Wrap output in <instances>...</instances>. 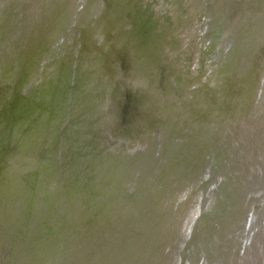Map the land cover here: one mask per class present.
Returning <instances> with one entry per match:
<instances>
[{
  "label": "bare ground",
  "instance_id": "1",
  "mask_svg": "<svg viewBox=\"0 0 264 264\" xmlns=\"http://www.w3.org/2000/svg\"><path fill=\"white\" fill-rule=\"evenodd\" d=\"M262 156L264 0H0V264H264Z\"/></svg>",
  "mask_w": 264,
  "mask_h": 264
},
{
  "label": "rangeland",
  "instance_id": "2",
  "mask_svg": "<svg viewBox=\"0 0 264 264\" xmlns=\"http://www.w3.org/2000/svg\"><path fill=\"white\" fill-rule=\"evenodd\" d=\"M151 3H155L154 1H151ZM18 30L16 31L15 30V32H13V34L12 35H10V37H14V39H12V40H9L8 42L9 43H12V42H14V41H19L20 39H18V38H20V37H18ZM15 35H17V36H15ZM19 43H20V41H19ZM26 45V44H25ZM25 45H21V51H22V49H24V47H25ZM179 51V50H178ZM182 51V50H181ZM181 51H179L180 53H181ZM184 51V50H183ZM10 53H11V51H10ZM185 53H187L186 51H184V55H185ZM186 56V61H188L189 60V54L188 55H185ZM185 58V57H184ZM190 61V60H189ZM4 62H5V60H4ZM6 63V62H5ZM192 67H190V69H191ZM158 126V125H157ZM154 127H155V129L153 128V131L151 132V134H150V138L148 139V142H149V144H150V146H154V149H156V151H155V158L153 157L151 160H149V163H147V165H148V167H151V168H153V174H154V176H155V174H158V176H159V169H160V166L159 165H162V162L163 161H169V159H170V156H169V154H162L161 155V153H159V148H157L158 146H157V144L159 143V141L162 139V137H158V134H161L162 136H163V129L161 128V127H156V125H154ZM162 141V140H161ZM147 142V143H148ZM146 142L145 141H143L142 143H140L139 144V142L138 143H136V147H142V145L143 144H145ZM152 146V147H153ZM148 159H150V157L148 158ZM153 159H155V161L153 160ZM140 166H141V164H139ZM135 167H137V166H135ZM156 167H157V169H156ZM137 169H139V167L137 168ZM25 170V169H24ZM132 171V170H131ZM135 172V170H133V173ZM170 172V171H169ZM25 173H26V171H25ZM167 185L168 184H170V182H171V184L170 185H172V187L174 186V185H177V181L178 180H176L175 181V183H174V185H173V180H174V178H175V176H174V178H173V175H172V173L170 172V173H168V171H167ZM171 174V175H170ZM204 175H206L205 173L203 174V178H204ZM154 176H152V179H153V181L156 183L157 181H155V177ZM163 178V177H162ZM153 182V183H154ZM186 181H179V184H181L180 186H179V189L182 191L183 189H185L186 191H188L189 190V188H187L186 186H187V184L185 183ZM152 183V184H153ZM194 183H197L196 181L194 182ZM124 186H126V185H124ZM116 187V186H115ZM115 187H113V188H115ZM175 187V186H174ZM176 189H178V188H176ZM191 189H194V186H193V188H191ZM190 189V190H191ZM168 191H172V189L171 190H169V189H167V192ZM116 192V191H115ZM177 192H180V191H177ZM115 194V193H114ZM121 198H123L122 197V195H118L117 193H116V195H115V198H114V202H113V207L114 206H116V204H119V203H121ZM136 215V217H134V219H136L137 217H139L140 215L139 214H135ZM137 236V235H136ZM182 245V244H181ZM127 264H132L131 262H126Z\"/></svg>",
  "mask_w": 264,
  "mask_h": 264
},
{
  "label": "water",
  "instance_id": "3",
  "mask_svg": "<svg viewBox=\"0 0 264 264\" xmlns=\"http://www.w3.org/2000/svg\"><path fill=\"white\" fill-rule=\"evenodd\" d=\"M159 110H161V111H163V101H161L160 103H159ZM116 112H117V110H116ZM151 113V112H150ZM114 116L116 115V113H114L113 114ZM144 115H146V112L144 111L143 112V116ZM122 118H124V121H125V123L127 124L126 126H131V121L134 119H132V117L130 118V119H127L126 117H124V115H122L121 116ZM154 117V122H155V120H156V117L155 116H153ZM170 117H171V114L168 116V118L167 119H170ZM111 119H113V116H112V118ZM132 119V120H131ZM136 120V119H135ZM171 120V119H170ZM138 122V120H136V122L135 123H137ZM166 123H167V121H166ZM112 126H113V124H112ZM167 126V125H166ZM142 127L143 128H145V129H147L146 130V132L144 133L145 134V136H144V138L146 139V140H148L149 138H150V134H151V132L153 131V129L152 128H154V124H153V126L151 127H149V126H147V125H145V121H144V124L142 125ZM125 128V126L122 128V129H120L119 130V132L120 131H122L123 129ZM169 127L167 126V129H168ZM131 131H132V129L130 130V132L128 131L127 133H119V134H121V135H126V136H128V138H127V141L128 140H130L131 139V137L133 136L132 134H131ZM111 132L113 133V131H112V129H111ZM118 134V135H119ZM130 135V136H129ZM115 137V136H114ZM204 138L205 137H200V140H198V141H200V143L201 142H204ZM206 138H207V136H206ZM175 141V140H174ZM195 142H196V139H193L192 140V143L195 145ZM204 145H208L209 146V144H205L204 143ZM202 150V149H201ZM251 150V149H250ZM167 151H168V153L170 152V153H172L171 154V156L172 155H174V150H173V148H171V147H169V146H167ZM169 153V154H170ZM170 156V155H169ZM175 156V155H174ZM192 156V155H191ZM191 156H190V158H191ZM190 158L187 160L186 158L185 159H183V156L181 157V159H180V163L181 164H188L189 163V161H190ZM262 160H263V162H264V156H262ZM200 165V168L198 169V171H199V173H198V175H199V177H202L203 176V171L205 170V164L203 163V164H199ZM264 165V164H263ZM198 166V165H197ZM197 168V167H196ZM160 170V169H159ZM162 177H163V174H162ZM164 177L166 178V180H167V172L165 173V175H164ZM174 183L175 182H173V185H174ZM181 184H179V181H177V185H174V186H176V188H179V186H180ZM254 199H252L251 201H253ZM249 210H251V209H249ZM261 225H262V227L264 228V224H262L261 223ZM242 230V232H243V229H241ZM245 235V234H244ZM244 235L242 236V238H244ZM241 238V239H242ZM182 245H183V247H184V249H186V247H185V244L184 243H182ZM180 251H181V249H180ZM241 253H242V250H241ZM184 257H186V256H184ZM210 263H208V264H211V261H209ZM207 263V262H206Z\"/></svg>",
  "mask_w": 264,
  "mask_h": 264
}]
</instances>
